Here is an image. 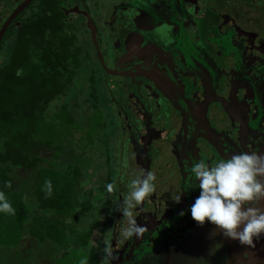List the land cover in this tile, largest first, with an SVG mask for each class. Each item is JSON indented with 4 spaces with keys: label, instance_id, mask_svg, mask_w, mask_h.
I'll list each match as a JSON object with an SVG mask.
<instances>
[{
    "label": "flooded vegetation",
    "instance_id": "af4514ba",
    "mask_svg": "<svg viewBox=\"0 0 264 264\" xmlns=\"http://www.w3.org/2000/svg\"><path fill=\"white\" fill-rule=\"evenodd\" d=\"M22 1L2 3L0 28ZM60 10L80 42L86 88L96 89L104 121L86 154L94 157L96 142L105 141L99 183L94 191L87 188L91 197L106 198L105 185L123 181L116 196L122 198L128 180L118 167L125 163L131 179L149 171L155 176V191L135 210L147 230L121 244L112 262L191 250L189 255L195 251L218 264H242L254 254L264 264V235L249 247L207 222L198 226L188 207L199 189L187 188L190 166L199 159L214 163L240 151L264 153V0H63ZM18 15L0 40L20 24ZM81 89L77 99H85L81 104L93 114L89 90ZM256 206L264 208V200ZM216 241L220 247L213 252Z\"/></svg>",
    "mask_w": 264,
    "mask_h": 264
},
{
    "label": "trees",
    "instance_id": "16d2710c",
    "mask_svg": "<svg viewBox=\"0 0 264 264\" xmlns=\"http://www.w3.org/2000/svg\"><path fill=\"white\" fill-rule=\"evenodd\" d=\"M62 5L63 0H32L17 16L20 24L0 40V192L14 209L0 212V246L17 247L27 235L50 250L40 264H80L84 258L86 264H101L91 226L98 227L101 238L113 216V195L91 197L82 179L89 166L86 154L104 127L96 89L88 86L86 93L93 114L81 104L85 99H78L80 114L67 104L48 111L53 100L71 93L77 78L87 82L85 55ZM64 157L70 159L67 164L58 162ZM190 251L151 261L131 255L126 264H218ZM11 255L16 262L2 264L28 262L22 248Z\"/></svg>",
    "mask_w": 264,
    "mask_h": 264
},
{
    "label": "clouds",
    "instance_id": "9594fccd",
    "mask_svg": "<svg viewBox=\"0 0 264 264\" xmlns=\"http://www.w3.org/2000/svg\"><path fill=\"white\" fill-rule=\"evenodd\" d=\"M154 180V174L149 171L127 182V191L115 208L125 218L118 232L121 244L132 238L139 239L147 230L144 224L137 223L135 210L155 191ZM189 180L187 188L199 189L188 207L190 218L198 226L207 222L222 237L249 247L254 246V239L264 235V208L256 206L264 200V153L240 151L214 163L199 159L190 166ZM45 183L50 193L51 182ZM113 187L112 183L105 185L109 193ZM180 198L181 192H178L173 201L179 203ZM0 212L14 213L3 192H0ZM178 214L183 216L184 211ZM219 247V241L214 242L212 251ZM102 252L101 264H111L117 259L108 241L104 242ZM80 264H86V258L81 259Z\"/></svg>",
    "mask_w": 264,
    "mask_h": 264
},
{
    "label": "rangeland",
    "instance_id": "374dc122",
    "mask_svg": "<svg viewBox=\"0 0 264 264\" xmlns=\"http://www.w3.org/2000/svg\"><path fill=\"white\" fill-rule=\"evenodd\" d=\"M5 0H0V9H1V5L2 3H4ZM71 1V0H66ZM118 0H96V4L98 5H106L109 3H114ZM3 7V6H2ZM27 12V11H26ZM8 43H6L7 45ZM80 44V43H79ZM99 75L96 76V79L98 81ZM77 84V85H76ZM87 82L84 81V78H77V80H75V84L72 87L71 93L75 92L74 94L71 95V93H69L67 96L65 97H59L55 100H53L48 108V111H57L61 108V104H63L64 106L67 104L68 105V110L71 111H75L78 113H73V114H80L82 113V108L79 105V100L77 99V91L80 92L81 86H84L85 92L88 89L87 86ZM84 92V93H85ZM67 110V109H66ZM52 113V112H51ZM77 117V116H75ZM79 117H82L79 116ZM112 120H110V123H107V131L110 133V135L112 136V138H114L113 134L114 132L112 131V124H111ZM108 125H110V127H108ZM112 131V132H111ZM113 133V134H112ZM117 140V139H116ZM116 140L113 139V144L117 145ZM104 140L100 139L98 142H96L95 146L98 149L97 153H95L94 157H88V160H90L92 162V164L90 165V167L88 166L87 170L85 173L82 174V179L84 182V186L85 188H92V190L94 191V189L97 188V185L99 183L98 179V174L100 173L99 170H103V163H102V158L103 156V152H104ZM109 148H112L113 145L111 142H109ZM115 150V148H114ZM70 161L69 157H64L63 159H59L58 162H60L61 164H67ZM119 168V172H123L124 171V176H127V180L129 181L131 179V177H128V171L130 170L129 166L126 167H118ZM99 172V173H98ZM117 177V175H116ZM114 178V177H113ZM123 185V181H117L114 182L113 184V190L115 192V208L117 206V204L119 203V201L122 198H116L117 194H119V187ZM127 190H125L124 193H126ZM122 192V196L124 194ZM114 208V213L113 216L111 217V219L108 222V227L106 229V232H104V239H98L97 236L99 234V229L97 226L92 225V229L95 233H93L92 237V244L93 245H97V244H101L102 245V249L104 247V242L108 241L112 244L113 248L115 249V252L120 249L121 247V243L119 241V237H118V232H119V228L121 226L122 222H125V218L121 217V213L119 211H116ZM27 237V235H24L23 239L21 240L19 246L17 247H13V248H9V249H5L4 247L0 246V264L6 262V263H10L11 259L13 258V255H11L12 252L16 251L17 249H24L25 253L27 252V257H23V259L25 260V258H27L28 261L27 264H31V262L35 261L36 258L38 261H35L36 264H40L39 261H42L45 256L47 254L50 253V250H48L47 252V247L46 244H44L43 242L39 244V246L34 242H27V240H25ZM25 241V242H24ZM103 255V252H102ZM23 256V254H22ZM3 259V262H2ZM42 259V260H41ZM13 260V259H12ZM117 261V260H116ZM16 262L15 260H13L11 263ZM43 262V261H42ZM111 264H114L113 262H111Z\"/></svg>",
    "mask_w": 264,
    "mask_h": 264
},
{
    "label": "water",
    "instance_id": "95a60500",
    "mask_svg": "<svg viewBox=\"0 0 264 264\" xmlns=\"http://www.w3.org/2000/svg\"><path fill=\"white\" fill-rule=\"evenodd\" d=\"M31 0H23L12 12V14L5 20V22L1 25L0 28V37L3 34V32L5 31L6 27L8 26V24L13 20V18L18 15L21 11H23L28 4L30 3ZM93 28V27H92ZM257 256L252 255L250 257L249 260L246 261H242V264H257ZM256 262V263H255Z\"/></svg>",
    "mask_w": 264,
    "mask_h": 264
},
{
    "label": "crops",
    "instance_id": "0c3cea01",
    "mask_svg": "<svg viewBox=\"0 0 264 264\" xmlns=\"http://www.w3.org/2000/svg\"><path fill=\"white\" fill-rule=\"evenodd\" d=\"M27 240V242H32V241H30L29 239H26ZM25 242V241H24Z\"/></svg>",
    "mask_w": 264,
    "mask_h": 264
}]
</instances>
